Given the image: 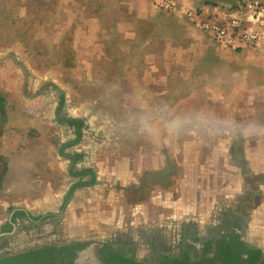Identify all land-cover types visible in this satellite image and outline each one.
<instances>
[{"label":"rangeland","instance_id":"rangeland-1","mask_svg":"<svg viewBox=\"0 0 264 264\" xmlns=\"http://www.w3.org/2000/svg\"><path fill=\"white\" fill-rule=\"evenodd\" d=\"M134 3L0 0V95L7 117L0 120V230L12 209L45 216L2 236L0 258L76 242L85 247L74 264L84 254L81 264H90L101 245L102 251L149 264H172L188 259L180 246L187 224L201 234L230 213L245 220L243 239L264 251V159L256 153L264 152V45L243 52L216 46L207 55L210 62L180 65L164 61L163 48L156 46L158 75L220 74L211 80L218 96L207 99L210 111H199L208 120L167 128L161 119L184 112L141 110L132 84L118 78L122 59L134 60L136 48L124 54L120 36L111 29L128 19ZM59 104L62 114L85 123L77 143H71L70 129L55 123ZM233 113L234 125L213 121ZM245 131L253 136L247 143L253 149L250 159L243 153ZM220 138L227 140L222 145L229 162L216 159ZM77 145L86 150L78 152ZM229 164L237 169L240 188L220 199L215 196L218 176L230 172L222 170ZM71 170H91L83 178L91 181L79 185ZM169 202H176L175 213ZM151 234L163 235L166 248ZM192 253L195 258L205 252Z\"/></svg>","mask_w":264,"mask_h":264},{"label":"crops","instance_id":"crops-1","mask_svg":"<svg viewBox=\"0 0 264 264\" xmlns=\"http://www.w3.org/2000/svg\"><path fill=\"white\" fill-rule=\"evenodd\" d=\"M134 2V5L127 9L128 19L118 26H112L111 29L112 33H117L120 36V42L122 46H125L123 50L124 54L127 51L126 48H136L134 49V60L131 61V59L126 57V59H122V62L120 61V75H118V78L132 84L134 95L142 97L141 100L138 97L135 99V96L133 99L135 105H139L141 110L171 111L174 109L176 112H184L182 115L178 114L176 119H161L160 123L164 122L167 128H171L175 124L178 126L190 125V121L195 120L207 121L208 119L203 118V115L199 111H210L207 105H205L206 102H209L207 99L213 100L218 96L215 92L218 87L211 80L217 79L220 74L212 73L209 76H205V71H202L203 73L195 71L177 74L165 72L162 75H158L155 72L157 69L155 63L159 51L156 46L160 45L163 48L161 54H163L164 61L171 59L173 63L179 65L185 62L193 64L210 62L211 58L207 57V55L215 53V48L218 45L207 34L193 27L192 22L185 16V11L199 9L203 12L204 18L216 13L237 14L240 11L241 0H228L225 3H223V0L221 3L210 2L209 0H178L181 6L176 2L177 10L172 13L173 16L159 13V10L154 5L155 0L151 2V5L150 0H134ZM91 27L93 30L98 29V26ZM262 45L264 44H259L252 49L248 48L237 51L253 50ZM218 47L221 48L220 46ZM106 59L112 61L110 56ZM204 76L210 80L208 84L204 81H190L191 79H204ZM159 79H174L176 83H166ZM160 95L164 96V98H159ZM192 111H195V113H190ZM242 114H246V112L244 111ZM234 115L236 117L234 113L232 117L219 115L214 117L213 121L218 123L217 125L219 126L225 124L234 125L233 120H236L234 119ZM170 137L172 136L167 135V140ZM242 139L246 143L245 150L243 151L244 157L250 159L253 149H249L247 143L250 139H253V136L245 131L242 134ZM217 142L220 145L215 146L216 159L221 163L229 162L228 159L230 157L226 155V153H229L228 149L222 145L227 140L220 138ZM77 146L81 148L78 152L86 150V146ZM256 153L262 154L261 159H264L263 151ZM227 169L230 172L228 174L224 172L223 175L219 174V183L215 188V196L220 199L228 197L233 193L236 194L240 188L236 176L237 169L230 164L222 168L224 171ZM232 171H235V174H232ZM219 185H221L220 188H218ZM169 205L173 209L176 206V202H169ZM178 207L183 209V206L180 204H178ZM75 263L77 264L78 262Z\"/></svg>","mask_w":264,"mask_h":264},{"label":"flooded vegetation","instance_id":"flooded-vegetation-1","mask_svg":"<svg viewBox=\"0 0 264 264\" xmlns=\"http://www.w3.org/2000/svg\"><path fill=\"white\" fill-rule=\"evenodd\" d=\"M62 108L60 104L58 105L57 110L55 111V123L67 129H70L75 136L73 141L77 139V126L78 120L76 118H69L67 112L62 114ZM59 119H63L64 121L59 122ZM82 125L84 126L85 123L83 121ZM73 173L80 172L79 170H71ZM88 176V175H87ZM86 176V177H87ZM91 180L88 179H77V182H89ZM17 211H24L22 209H12L10 216L5 220L3 227L1 228L0 238L4 235H8L12 233L16 228L22 225L25 221L26 222H36L43 219L45 216L39 215L37 217H33V215L26 214L21 217H14V213ZM51 215V214H48ZM238 217V218H237ZM242 222V223H241ZM243 222L245 220L239 216H235L233 213L225 214L222 217L221 223L218 224L214 230H205L200 234L198 232V228L193 226L192 224H187V229L184 228L181 234L180 246L183 249L184 253L188 254L187 260H182L184 264H246V260L250 258H254L255 254L251 252L252 250H259L260 255L257 260V264H263L264 261V251L259 248V246L255 244H250L249 242L245 241L242 236V231L244 229ZM151 237H157L156 239L160 243L163 248L165 246V237L158 234H151ZM69 244V243H68ZM199 245L200 248L196 247ZM50 246V245H49ZM43 247L37 248L41 249ZM103 246L101 245L99 248H95V256L92 257L90 260L91 263L96 264H106L107 262H113L115 264H120L117 259H112L111 253L109 250H102ZM187 248V249H186ZM37 249L27 250L26 252L12 254V255H5L4 257L0 258V262L8 257L17 256L20 254H24L30 251H35ZM195 251H203L204 256L200 257H192V252ZM246 251V253H245ZM118 252V251H117ZM78 252H76L75 257L77 256ZM87 254H84L79 258L80 264L81 261ZM75 257L71 261L74 264ZM41 264H46L44 262L45 255L40 257H36ZM43 260V261H42ZM60 258L55 257L53 263L59 264ZM12 264H37L36 260L33 258H29L23 261L14 262Z\"/></svg>","mask_w":264,"mask_h":264},{"label":"built area","instance_id":"built-area-1","mask_svg":"<svg viewBox=\"0 0 264 264\" xmlns=\"http://www.w3.org/2000/svg\"><path fill=\"white\" fill-rule=\"evenodd\" d=\"M154 5L165 13L177 10L173 0H155ZM239 9L237 14L216 13L205 18L201 10L189 9L185 16L223 49L237 51L264 44V0H241Z\"/></svg>","mask_w":264,"mask_h":264},{"label":"trees","instance_id":"trees-1","mask_svg":"<svg viewBox=\"0 0 264 264\" xmlns=\"http://www.w3.org/2000/svg\"><path fill=\"white\" fill-rule=\"evenodd\" d=\"M6 111H5V100L4 98L0 95V120L2 122H4L6 120ZM64 121L63 119H59V122ZM82 122L78 121V126H77V139L74 142L71 143H77V141L79 140L80 137V130L82 128ZM70 143V144H71ZM71 144V145H73ZM68 146V145H67ZM79 156L73 157V162H75L77 159H79ZM91 174V170H83L77 173H73L72 175L79 178V179H83L85 176ZM1 179V176H0ZM1 182V180H0ZM79 185H88L87 182H80ZM26 213L24 211H17L14 213V217H21L24 216ZM50 215H47V217H49ZM85 247V244L83 243H69V244H64L60 247L57 246H45L41 249H37L35 251H30L24 254H20L17 256H13V257H8L6 259H4L2 262H0V264H12L14 262H18V261H23L26 259H35L37 264H41L42 262H39L37 260L36 257H40L42 255H45L46 258H44V262H46V264H55L53 263V260L55 257L60 258V263L59 264H64L66 262V264H71V261L73 260V258L76 255V252L82 250ZM102 252V250H101ZM251 252H253L255 254L254 258H250L247 259L245 262L246 264H257V260L259 258L260 255V251L259 250H252ZM111 257L112 259H117L119 261L120 264H149L146 263L145 261L142 260H136L133 257H129L127 258V256L125 255V253H121V252H115V251H111ZM246 253V251H245ZM43 261V260H42ZM106 264H115L113 262H107ZM118 264V263H117ZM152 264H156V263H152ZM172 264H184V262L182 260L179 259H175L174 262ZM226 264V263H224Z\"/></svg>","mask_w":264,"mask_h":264},{"label":"water","instance_id":"water-1","mask_svg":"<svg viewBox=\"0 0 264 264\" xmlns=\"http://www.w3.org/2000/svg\"><path fill=\"white\" fill-rule=\"evenodd\" d=\"M89 124H91V122H88Z\"/></svg>","mask_w":264,"mask_h":264},{"label":"bare ground","instance_id":"bare-ground-1","mask_svg":"<svg viewBox=\"0 0 264 264\" xmlns=\"http://www.w3.org/2000/svg\"><path fill=\"white\" fill-rule=\"evenodd\" d=\"M81 256H83V255H81Z\"/></svg>","mask_w":264,"mask_h":264}]
</instances>
